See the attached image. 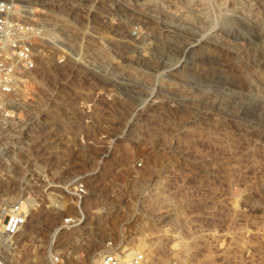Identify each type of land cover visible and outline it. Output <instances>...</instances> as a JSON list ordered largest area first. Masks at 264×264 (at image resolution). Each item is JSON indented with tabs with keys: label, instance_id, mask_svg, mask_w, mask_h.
<instances>
[{
	"label": "rangeland",
	"instance_id": "obj_1",
	"mask_svg": "<svg viewBox=\"0 0 264 264\" xmlns=\"http://www.w3.org/2000/svg\"><path fill=\"white\" fill-rule=\"evenodd\" d=\"M60 1L69 9L79 5L75 13L63 9L78 29L77 65L58 66L53 50L41 56L27 89L26 123L0 158V210L21 198L35 202L27 227L11 243L15 250L5 254L0 243V263L45 264L60 218L51 202L66 208L64 194L51 187L81 179L89 193V225L65 235L61 247L81 263L94 242L103 251L113 241L121 249L144 250L147 264H264V116L233 121L212 114L191 122L193 104L205 107L211 100L188 81L202 82L212 68L195 64L176 77L154 75L153 61L141 68L136 55L129 63L123 45L106 46L124 31L156 32L158 38L152 24L139 14L120 20L97 0L99 12L89 16L94 36L83 30L89 18L80 0ZM204 2L211 30L220 29L232 5ZM175 45L166 48L172 58ZM226 73L238 82L244 77L235 69ZM252 82L254 94L264 98V83ZM239 100L229 94L228 108L235 111ZM187 126L190 132L174 136ZM185 247L188 254L181 252ZM182 254L188 258L177 261Z\"/></svg>",
	"mask_w": 264,
	"mask_h": 264
},
{
	"label": "bare ground",
	"instance_id": "obj_2",
	"mask_svg": "<svg viewBox=\"0 0 264 264\" xmlns=\"http://www.w3.org/2000/svg\"><path fill=\"white\" fill-rule=\"evenodd\" d=\"M31 1L34 2L36 0ZM44 1L45 0H43V2ZM202 1L204 2V0H101L102 5L105 4L108 8V12H111L110 15L116 16L121 20L122 18H129L132 15L139 14L146 22L153 25V29H155L158 34L157 38V36L154 35L156 33L155 31V33L140 32L139 34H135L133 31H124L123 33L120 31L121 33H114L113 35L110 33L113 37L107 39L106 46L111 49L112 46L123 45L124 53L129 59V63L136 55L138 61L135 62H138L137 64L141 68L148 69L146 65H149V62L151 63V61H153L155 66L151 69L154 75L162 72L166 73L169 77H176L181 69L192 68L195 64H198V66L202 65V68L205 70L212 68V75L209 77L208 73H206V79L202 82L197 83V81H194L195 79H190L188 81L189 83L186 82L193 88L199 86L198 89L208 93L206 99L211 100V104H207L209 103L207 100L208 102L206 105L208 106L205 107L196 103L193 104L191 110L193 109L195 117L191 122H194L193 120L199 116L204 117L212 114L223 115L225 118L233 121L237 119H261L264 116V98L258 97L256 95L257 93L254 94L255 86L252 79L256 78V80L258 79L260 82L264 83V0H225V3H230L232 8L227 10L229 13H227L228 16L223 26L215 31L211 30L212 22L209 21L210 19L206 12L208 10L204 6L205 2L203 4ZM46 2H50V10L53 15H55V20L58 17L57 12H59L60 15L64 14L65 16L63 18H67V14L64 13L63 9L66 6L64 4H68V1L46 0ZM78 2H81L80 5L87 10L86 17L88 18L89 16L91 17V14L94 16L95 13L99 12L97 0H80ZM56 4L59 7L54 10L53 5ZM72 6L70 9L69 7L67 8L71 13H75L79 5L75 6L76 9ZM108 15L106 14L105 16ZM70 19L69 17V20ZM137 19L138 18H136V20ZM144 20H142V22ZM90 24L91 21L89 18L85 26L83 25V30L86 32L88 29H91V34L95 36L98 32L90 28ZM104 36H107V34ZM108 36L106 38H108ZM84 38H82V40H84ZM174 40L175 46L177 47L176 58H172L174 57L172 55V57L169 54L167 55L168 51L166 49L169 43L171 41L174 42ZM202 55L204 56L202 57ZM90 56L92 57L93 55L91 54L88 57ZM229 69L240 71V73L244 75V77L242 76V81L238 82L230 78L226 73ZM202 74L204 75V73ZM210 91L214 93L211 95ZM229 94L240 99V102L233 108L235 111L228 108L229 106L226 100ZM203 101L199 100V102L202 103ZM190 131L191 128L187 126L184 127L181 132L174 134V136L179 138L181 134ZM262 132L264 133V127ZM171 137H173V135ZM33 201L24 199V204L27 205L30 214L33 208L32 206L35 204ZM8 209L9 206L3 207L2 210H0V226L3 224ZM170 215L174 216L175 213ZM177 219L176 217L173 221L176 222ZM116 223L115 221V225ZM87 225H89V222H87L86 213V221L83 227H87ZM83 227L77 230L81 231V229H85V227ZM59 243L62 245V241ZM99 245V243L95 242L92 244V249L85 263H81L77 256L72 255L74 251H69L67 249L66 252L68 253L69 263L72 264V262L77 261V264H95L99 262L102 255L110 253L106 248V243L104 244L105 249L103 251L100 250ZM131 248L125 251H131L132 253L137 252L132 251ZM185 248L181 252H184L183 254H188V248H186L187 250ZM97 255H100L98 259H96ZM184 256L186 255H183V257L180 256V259H177V261H183ZM185 258L187 259L188 257L186 256Z\"/></svg>",
	"mask_w": 264,
	"mask_h": 264
},
{
	"label": "built area",
	"instance_id": "obj_3",
	"mask_svg": "<svg viewBox=\"0 0 264 264\" xmlns=\"http://www.w3.org/2000/svg\"><path fill=\"white\" fill-rule=\"evenodd\" d=\"M44 2L0 0V158L9 149L10 141L15 140L13 132L17 130L19 133L26 123L24 114L29 103L27 89L41 56L51 55L53 50L57 52L58 66L68 61L77 65L73 47L79 41L74 35L75 27L68 21L72 14L66 13L67 18L63 19L65 24L59 23V18L55 24L50 2ZM53 6L54 9L59 7L57 4ZM51 188H59L64 194L66 208L59 207L54 200L51 202V211L59 214L60 218L49 240L45 264H70L67 249H61L59 242L63 243L65 235L84 225L89 193L81 179L65 187ZM24 199L9 206L0 226V243L5 254L15 250L10 248L12 241L24 232L29 223L30 213ZM106 248L110 253L102 255L98 264H146L145 251H125L129 248H118L113 241H109Z\"/></svg>",
	"mask_w": 264,
	"mask_h": 264
}]
</instances>
